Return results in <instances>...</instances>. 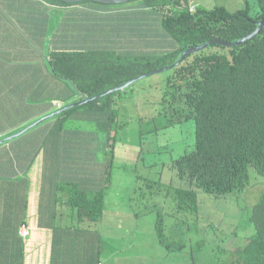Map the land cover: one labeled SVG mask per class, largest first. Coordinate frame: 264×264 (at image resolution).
Returning <instances> with one entry per match:
<instances>
[{
    "label": "trees",
    "instance_id": "1",
    "mask_svg": "<svg viewBox=\"0 0 264 264\" xmlns=\"http://www.w3.org/2000/svg\"><path fill=\"white\" fill-rule=\"evenodd\" d=\"M42 1L52 6L44 56L49 95L36 100L22 97L32 102L28 112L23 109L16 114L8 108V113L0 114V140L23 128L13 125L16 119L10 120L12 115L24 123L61 112L47 118L49 124L44 120V125H37L43 131L39 141L32 144L24 139V133L16 141L0 144V264H29L30 251L38 252L45 245L51 249L49 264H102V235L89 224L100 223L104 216L113 149L123 126L115 102L120 92L82 106L77 103L172 66L192 47L213 40L234 43L247 37L264 18V0H256L253 15L248 8L233 13L224 7L191 10L189 0H133L125 4ZM72 6L82 7V18L92 11L95 42L56 44V33L61 32L56 30L61 24L60 9ZM68 29L71 25L65 28V36ZM212 47L221 50L210 52ZM170 70L172 79L163 96L169 112L167 127L192 121L195 131L193 150L172 163V169L188 183L174 191L175 210L194 213L199 205L198 191L216 197L242 193L251 183L250 167L264 177V28L240 46H208ZM26 86L37 87L31 82ZM37 109L39 114L33 115ZM7 118L13 121V129H9ZM80 119L93 121L96 130L85 134L67 127V121ZM91 144L93 165L88 168L73 156L82 148L90 150ZM80 168L84 171L76 177ZM31 219L36 220V230L52 236L36 245ZM164 220L158 213L156 235L170 251L173 246L166 243ZM249 221L254 234L228 252L227 264H264V196L253 205ZM23 226L28 238L20 235Z\"/></svg>",
    "mask_w": 264,
    "mask_h": 264
},
{
    "label": "rangeland",
    "instance_id": "2",
    "mask_svg": "<svg viewBox=\"0 0 264 264\" xmlns=\"http://www.w3.org/2000/svg\"><path fill=\"white\" fill-rule=\"evenodd\" d=\"M190 1L195 8L224 7L229 13L248 8L253 15L257 8L256 0ZM217 50L221 49H209ZM171 79L172 70L151 74L119 90L116 96L118 119L123 126L118 129L113 149L111 186L106 191L102 221L88 223L90 229L102 235L103 264H227L228 252L254 234L249 216L253 205L264 196V177L255 168L249 169L251 183L244 192L216 197L198 191L197 212H176L174 191L188 187V183L172 169V163L193 150L195 131L192 121L167 127L169 112L164 108L163 96ZM12 116L10 120L16 119L13 125L23 127L21 130L45 117L22 123L20 117ZM8 119L9 129H13V121ZM49 120L43 123L47 125ZM92 124L89 119L66 123L68 128L85 134L96 130ZM39 128H31L24 139H33ZM90 148L77 150L73 159L92 167V144ZM97 154L103 156L102 152ZM83 171L80 168L76 177ZM158 213L165 216L166 243L173 246L170 251L156 235Z\"/></svg>",
    "mask_w": 264,
    "mask_h": 264
},
{
    "label": "crops",
    "instance_id": "3",
    "mask_svg": "<svg viewBox=\"0 0 264 264\" xmlns=\"http://www.w3.org/2000/svg\"><path fill=\"white\" fill-rule=\"evenodd\" d=\"M190 3L193 5L191 1ZM51 7L42 0H0V114L8 113V108L16 114L21 113L23 109H32L28 106L32 105V102L24 101L22 97L33 96L36 100L41 99L40 96L49 95L50 78L44 56L49 40ZM60 10L61 24H57L56 30L59 31L60 28L61 32L56 33V44L95 42L94 34L97 30L92 11L83 14L82 18V7L72 6ZM64 13L67 14L66 17ZM70 25L71 29L67 30L69 35L65 36V28ZM28 82L35 83L37 87L27 88ZM39 110L31 113L37 115ZM42 133L43 131H39L29 141L32 144L39 141ZM32 181L34 185L36 175L32 177ZM36 225V220L31 219L29 227L34 231L32 241L38 245V242H44L47 237L49 239L52 233L36 230ZM47 246L39 248L38 252L31 250L27 255L28 263L49 264L51 249ZM101 263L103 264L102 261Z\"/></svg>",
    "mask_w": 264,
    "mask_h": 264
},
{
    "label": "water",
    "instance_id": "4",
    "mask_svg": "<svg viewBox=\"0 0 264 264\" xmlns=\"http://www.w3.org/2000/svg\"><path fill=\"white\" fill-rule=\"evenodd\" d=\"M63 2H66V3H78V2H83V1H93V2H97V3H104V4H125V3H128L130 1H133V0H61ZM264 28V18L259 21L258 23V26L256 28V30L248 35L247 37H244L234 43H230V42H226V41H220V40H213V41H210L208 43H205L203 45H199V46H196V47H192L190 49H187L182 55H181V58L178 62H176V64L172 65V66H169V67H166V68H161V69H158V70H155V71H152V72H149V73H146V74H143V75H140L132 80H130L129 82L123 84V85H120V86H116L100 95H97L93 98H88L84 101H81L79 103H77V105L79 106H82L84 104H87L91 101H94V100H97L99 98H102L104 96H107L113 92H116L118 90H123L125 88H128L131 84H133L135 81L139 80L140 78H143V77H146V76H149L151 74H155V73H158V72H162V71H165V70H170L171 68H173L174 66L178 65L185 57L191 55V54H194V53H197V52H200L204 49H206L208 46H214V45H219V46H223V47H229V46H240L242 45L244 42H246L247 40H250L252 39L254 36L258 35L262 29ZM76 104L72 105V106H75ZM70 106V107H72ZM61 111H58L54 114H57V113H60ZM54 114L50 115V116H46L36 122H34L33 124H30L27 128L21 130L20 132L14 134V135H11L7 138H5L4 140H0V144H3L4 142L6 141H9V140H12L14 138H17V137H20L21 135H23L24 133H26L28 130H30L31 128L39 125L40 123H42L44 120H46L47 118L53 116Z\"/></svg>",
    "mask_w": 264,
    "mask_h": 264
},
{
    "label": "built area",
    "instance_id": "5",
    "mask_svg": "<svg viewBox=\"0 0 264 264\" xmlns=\"http://www.w3.org/2000/svg\"><path fill=\"white\" fill-rule=\"evenodd\" d=\"M194 7H191V10H193ZM28 230L23 226L20 230V235L23 237V238H26L28 236Z\"/></svg>",
    "mask_w": 264,
    "mask_h": 264
}]
</instances>
